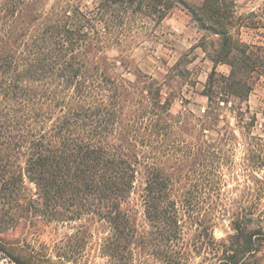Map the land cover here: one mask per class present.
<instances>
[{
    "label": "trees",
    "instance_id": "16d2710c",
    "mask_svg": "<svg viewBox=\"0 0 264 264\" xmlns=\"http://www.w3.org/2000/svg\"><path fill=\"white\" fill-rule=\"evenodd\" d=\"M237 1L0 0L1 250L41 264L7 236L86 219L109 228L106 264H264V133L247 103L264 53L241 37L262 21ZM179 5L218 35L201 115L174 113L166 81L134 62ZM78 233L61 262L88 264Z\"/></svg>",
    "mask_w": 264,
    "mask_h": 264
},
{
    "label": "rangeland",
    "instance_id": "374dc122",
    "mask_svg": "<svg viewBox=\"0 0 264 264\" xmlns=\"http://www.w3.org/2000/svg\"><path fill=\"white\" fill-rule=\"evenodd\" d=\"M200 4L203 0H188ZM238 11L247 13L254 11L253 19H260L258 28H242L241 37L244 41L260 46L259 52L264 53V0H238ZM134 52V62L144 73H148L161 81H166L164 93L173 98L172 111L178 113L186 109L201 115L207 105V97L202 94L214 62L210 58L212 46H218V35L202 30L193 19L191 13L179 5L158 26L151 30V35ZM177 63V66L173 67ZM175 68V69H172ZM228 64H218L217 71L229 74ZM253 89L248 97L251 115L257 121L253 127L254 134L264 133V72H255ZM245 107V105H244ZM228 120L235 123L234 116L227 114ZM239 173H241L239 171ZM140 182H138L139 184ZM229 186L233 181L229 180ZM80 228V232L77 229ZM108 226L102 221H74L66 224L41 225L37 235L24 232L23 229L12 231L8 237L9 245L16 250L28 249L35 255L34 259L41 264H74L70 261L61 262L56 250L62 242L66 244V235L77 234L75 238H83V262L88 264H106V259L98 253V243L108 233ZM231 232L227 221H222L215 229L217 238ZM89 233L93 238H89ZM76 239V240H77ZM75 241V240H74ZM71 244V243H70ZM194 264L201 262L196 256ZM0 264H18L11 255L0 249ZM145 264H159L153 257L148 256Z\"/></svg>",
    "mask_w": 264,
    "mask_h": 264
}]
</instances>
